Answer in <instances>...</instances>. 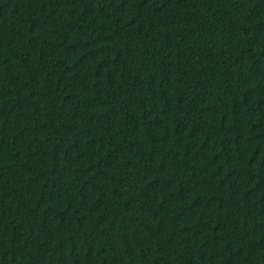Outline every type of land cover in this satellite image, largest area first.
Segmentation results:
<instances>
[{
	"label": "trees",
	"instance_id": "16d2710c",
	"mask_svg": "<svg viewBox=\"0 0 264 264\" xmlns=\"http://www.w3.org/2000/svg\"><path fill=\"white\" fill-rule=\"evenodd\" d=\"M0 264H264V0H0Z\"/></svg>",
	"mask_w": 264,
	"mask_h": 264
}]
</instances>
